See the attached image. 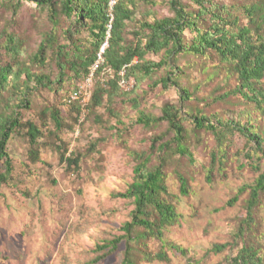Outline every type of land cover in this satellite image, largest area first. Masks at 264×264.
<instances>
[{"label":"rangeland","instance_id":"obj_1","mask_svg":"<svg viewBox=\"0 0 264 264\" xmlns=\"http://www.w3.org/2000/svg\"><path fill=\"white\" fill-rule=\"evenodd\" d=\"M256 1L264 4V0H219L228 6L237 3L240 8ZM168 2L131 0L133 17L124 29V43L135 42L142 22L172 16ZM184 4L196 9L189 0H184ZM237 14L241 25H248L243 10ZM60 19L54 28L49 11L29 0H22L19 9L0 4L1 62H12L10 54L1 47L3 35H15L22 42V61L32 66L33 73L45 74L55 82L52 89H35L31 109L22 111L24 120L33 121L44 133L40 139V159L30 158L31 145L25 131L13 134L9 141L14 170L10 181L0 188V264H121L124 242L102 261L93 263L102 254L96 245L123 234L121 227L131 219L134 205L119 194L126 192L134 181V152L149 150L152 139L158 135H164L162 142H168L165 183L181 215L177 223L165 229L164 238L179 249L163 246L159 239L148 237L146 249L152 253L165 251L169 261H148L136 251L139 264H227L244 243L260 247L264 256L263 191L254 209L252 229L245 222L252 188L264 172V152L240 133L225 132L227 155H222V162L214 165L213 154L219 153V142L212 132L197 129L191 117L201 113L213 123L239 119L263 134L264 103L260 107L232 93L238 79L221 67L214 53L205 58L180 54L172 63L181 68L178 80L191 93L190 99L181 101L176 86L164 89L161 84L154 85L171 72L162 68L140 85L138 97L118 95L111 104L105 98L104 105L95 110L84 107L89 99H82L83 110L78 115L73 106L66 104L67 96L73 94L75 86L91 94L96 79L102 80V76L78 80L67 70L60 84V69L54 56L49 57L43 68L30 62L52 29L57 31L62 46H71L66 31L72 23L64 16ZM72 30L75 43L91 45L87 31H80L79 27ZM186 35L191 39L190 33ZM164 54L162 51L145 58L159 62ZM105 73L112 76L110 69ZM135 84L131 77L124 87L130 89ZM258 88L264 93V78ZM131 98H137L139 108ZM167 103L181 108L187 136L185 146L191 157L176 152L174 134L167 122L151 127L137 123L142 111L160 116ZM54 108L61 111L65 125L59 133L60 140L53 134L55 125L49 115ZM63 151L67 155H83L80 167H70L61 161ZM156 162L155 159L152 164ZM181 177L186 180L187 193L181 192ZM222 244L227 247L213 251L215 245Z\"/></svg>","mask_w":264,"mask_h":264},{"label":"trees","instance_id":"obj_2","mask_svg":"<svg viewBox=\"0 0 264 264\" xmlns=\"http://www.w3.org/2000/svg\"><path fill=\"white\" fill-rule=\"evenodd\" d=\"M21 1L0 0V4H9L19 9ZM29 1L49 11L54 28L61 20V16L68 18L72 23L66 31V39L72 42L71 46H62L57 31L52 29L40 43L30 62L43 68L47 65L49 57L54 56L60 69V84L64 82L67 70H70L74 78L78 80L102 76V80L96 79L89 101L84 106L88 110L103 106L105 98L111 104L118 95L136 94L138 97L137 90L140 85L162 68L170 69L171 72L156 81L154 85L161 84L164 89H168L171 85L176 86L181 93V101L190 99L191 93L186 87H181L178 80L181 68L172 63L180 54H192L205 58L214 53L221 67L234 73L238 79L236 88L231 92L260 107L264 103V93L258 88L264 78V4L262 2H250L243 4L240 8L237 3L228 6L220 3L219 0H189L192 3L190 5L196 7L194 10L184 4V0H169L173 15L152 22H142L139 32L136 33L140 36L136 37L134 43L125 44L124 29L127 21L133 17V8L129 4L131 0ZM112 1H115L113 7H111ZM240 10H243L248 19V25H241V17L237 14ZM73 27H79L80 31L88 32L91 36L89 47L73 41ZM186 33L192 35L191 39L188 40ZM3 36L5 40L1 47L10 54L12 62L3 64L0 60V162H2L0 188L10 181L14 170L8 151L13 134H21L25 131L31 145L30 158L32 161L40 159V139L44 133L33 121L24 120L22 111L31 109L35 89H52L55 84L47 75L33 73L32 66L22 61L20 39L7 33ZM105 42H108V46L103 54L104 63L93 70ZM162 51L165 54L159 62L145 58L148 54L157 55ZM106 69H110L112 76L105 73ZM105 74L107 77L104 79ZM131 77L136 80L135 86L130 89L123 88L121 83H128ZM79 89L80 86H75L71 93H77ZM82 99L83 97L66 104L73 106L79 115L83 110ZM131 102L139 108L137 98H131ZM46 113L47 111L43 112V115L45 116ZM49 115L55 125L53 134L60 140L59 133L65 127L61 111L54 108L50 110ZM191 117L197 129L212 132L219 142V153L213 154L214 165L222 162V155L224 157L227 155L224 146L225 132L240 133L250 144L264 152V133H257L253 130V125L249 126L239 119L227 120V122L217 120L213 123L201 113L193 114ZM183 119L181 108L173 103H167L162 109V115L155 116L142 111L137 123L151 127L167 122L169 130L174 134L173 142L176 145V152L191 157V153L185 146L187 136ZM163 138L164 135L155 136L149 150L134 152L136 160L134 181L126 192L119 194L120 197L130 199L134 205L131 219L122 225V235L96 245L102 254L93 263L102 261L115 252L121 242L125 244L121 264H139L136 251H139L148 261H169L165 251L152 253L146 249L145 240L148 237L159 239L163 246L170 245L172 248L179 249L175 245L168 244L164 238L165 229L177 223L181 215L172 203L165 183L166 153L169 146L168 142H162ZM58 149L62 151L61 146H58ZM82 156L81 154L67 155V152L63 151L60 159L70 167H80ZM155 159L157 162L152 164ZM180 179L181 192L187 193L186 180L183 177ZM262 191L264 192V172L260 174L252 188L245 210V222L249 229H252L254 209L259 203V195ZM240 232L243 235L244 232L242 230ZM226 247L227 244L215 245L213 251L220 252ZM227 264H264V256L261 254L260 247L244 243L237 255L231 257Z\"/></svg>","mask_w":264,"mask_h":264},{"label":"built area","instance_id":"obj_3","mask_svg":"<svg viewBox=\"0 0 264 264\" xmlns=\"http://www.w3.org/2000/svg\"><path fill=\"white\" fill-rule=\"evenodd\" d=\"M114 5H115V1H112V2H111V7H113ZM107 46H108V42H105L104 45H103L102 48H101V51H100V53H99L98 60H97L96 64L94 65L93 70H96V69L98 68L99 65H101V64L104 63V56H103V54H104V52H105ZM90 79H91V78H89L88 80H90ZM128 83H129V82H128ZM128 83H121V85H122L123 88H125V87L128 85ZM124 86H125V87H124ZM90 95H91V94H87V92H84V91L82 90V88L80 87V89H79V91H78L77 93H73V94H71V95L66 99V102H67V103H72V102L78 100L79 98H82L83 96H84L83 99L86 100V99H89V98H90ZM85 100H84V101H85Z\"/></svg>","mask_w":264,"mask_h":264}]
</instances>
